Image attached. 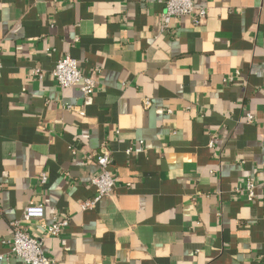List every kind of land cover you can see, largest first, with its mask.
Wrapping results in <instances>:
<instances>
[{
  "label": "crops",
  "instance_id": "1",
  "mask_svg": "<svg viewBox=\"0 0 264 264\" xmlns=\"http://www.w3.org/2000/svg\"><path fill=\"white\" fill-rule=\"evenodd\" d=\"M194 3L163 29V0H0V254L34 202L68 218L52 264H264V0ZM66 55L90 95L54 81ZM102 144L115 186L83 208Z\"/></svg>",
  "mask_w": 264,
  "mask_h": 264
},
{
  "label": "built area",
  "instance_id": "2",
  "mask_svg": "<svg viewBox=\"0 0 264 264\" xmlns=\"http://www.w3.org/2000/svg\"><path fill=\"white\" fill-rule=\"evenodd\" d=\"M163 2L165 5V10L161 14V27L163 29L170 28L172 20L184 16H190L195 24L201 23L206 17V7L203 5L196 6L194 0H163ZM51 75L59 87L69 88L77 85L80 91L87 96L93 93L97 87L100 73L98 69H93L87 73L82 72L79 69L77 61L66 55L55 62ZM143 103L145 107L150 105V101L147 99ZM251 119L252 116L247 115V120L250 121ZM209 144L211 145L212 142ZM111 162V152L102 144L99 152L95 155V164L98 172L90 178V183L95 187V196L91 200L82 202L83 208L91 207L101 198L112 194L116 175L110 168ZM261 167L264 170V153ZM45 179L44 174H40V181L42 183L45 182ZM242 189L246 192L247 199L252 200L255 195L254 184L247 180ZM31 220H36L43 230V234L39 238L31 236L23 224ZM67 224L68 218L60 215L53 216L52 221L46 223L43 205L30 202L24 208L21 221L15 220L10 223L12 231L10 248L7 253L0 254V259L14 256L24 264L54 263V260L44 254L42 241L48 236H59Z\"/></svg>",
  "mask_w": 264,
  "mask_h": 264
}]
</instances>
